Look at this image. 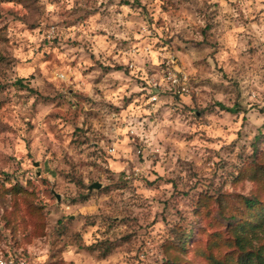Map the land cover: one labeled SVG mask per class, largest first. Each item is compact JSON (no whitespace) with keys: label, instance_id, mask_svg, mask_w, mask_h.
Segmentation results:
<instances>
[{"label":"clouds","instance_id":"9594fccd","mask_svg":"<svg viewBox=\"0 0 264 264\" xmlns=\"http://www.w3.org/2000/svg\"><path fill=\"white\" fill-rule=\"evenodd\" d=\"M0 12V182L36 191L48 221L39 235L6 228L9 191L0 264H168L180 193L224 152L251 156L264 133V0H25Z\"/></svg>","mask_w":264,"mask_h":264},{"label":"rangeland","instance_id":"374dc122","mask_svg":"<svg viewBox=\"0 0 264 264\" xmlns=\"http://www.w3.org/2000/svg\"><path fill=\"white\" fill-rule=\"evenodd\" d=\"M4 2L24 3L25 0H0V3ZM3 18L0 12V19ZM0 60H3V57H0ZM16 86L25 87L23 82L19 81ZM2 88L3 86H0V90ZM220 107L223 108V105ZM227 111L235 113L239 111V105ZM262 138L264 133L258 135L251 144L254 150L251 156L246 155L243 148L237 155L230 151L224 152L220 163L212 169L210 178L203 177L191 188L180 193L183 204L182 222L173 229L174 233L179 234L178 243L166 248L168 264H211L215 259L237 257V250L231 243L229 224L234 218L235 221L244 222L264 219V203H261L264 200V149L257 147ZM39 175L37 173V176ZM4 176L5 180L11 179L7 174ZM258 179L262 182L259 188L255 183L245 182ZM28 183L29 187H32V181ZM42 183L48 182L45 180ZM9 191L13 194V199L11 211L5 207V227L12 228L13 232H26L31 227L33 235L42 234L48 221L45 219L43 208L32 203L36 191L29 192L22 188L19 182L11 190H7L4 189L3 182H0V206L5 204V196ZM246 199H256L258 204L252 209L247 208ZM58 223L61 225L60 234H63V219ZM260 237L261 240L264 239V235ZM181 253L183 255H180Z\"/></svg>","mask_w":264,"mask_h":264},{"label":"trees","instance_id":"16d2710c","mask_svg":"<svg viewBox=\"0 0 264 264\" xmlns=\"http://www.w3.org/2000/svg\"><path fill=\"white\" fill-rule=\"evenodd\" d=\"M247 208H254L258 202L256 199L245 200ZM229 229L232 234L231 243L237 250V257L232 256L223 259L212 260L211 264H264V244L259 251L255 249L252 241L260 242L264 235V219L262 221H235L229 224ZM260 234V235H259Z\"/></svg>","mask_w":264,"mask_h":264},{"label":"water","instance_id":"95a60500","mask_svg":"<svg viewBox=\"0 0 264 264\" xmlns=\"http://www.w3.org/2000/svg\"><path fill=\"white\" fill-rule=\"evenodd\" d=\"M93 187H97V188H99V185L97 184V185H93Z\"/></svg>","mask_w":264,"mask_h":264}]
</instances>
